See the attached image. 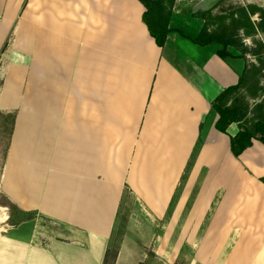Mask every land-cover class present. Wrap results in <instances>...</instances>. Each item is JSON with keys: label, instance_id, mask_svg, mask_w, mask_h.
<instances>
[{"label": "crops", "instance_id": "obj_1", "mask_svg": "<svg viewBox=\"0 0 264 264\" xmlns=\"http://www.w3.org/2000/svg\"><path fill=\"white\" fill-rule=\"evenodd\" d=\"M145 9L140 0H0V59L11 67L0 109L15 112L1 187L35 216L0 231V264H104L124 204L141 203L168 230L170 220L217 216L220 186L225 197L241 186L237 203L264 251V144L254 138L236 157L241 124L219 131L211 106L241 71L178 31L160 47ZM225 201L232 219L234 199ZM126 243L115 264H135L123 259Z\"/></svg>", "mask_w": 264, "mask_h": 264}, {"label": "rangeland", "instance_id": "obj_2", "mask_svg": "<svg viewBox=\"0 0 264 264\" xmlns=\"http://www.w3.org/2000/svg\"><path fill=\"white\" fill-rule=\"evenodd\" d=\"M154 2L162 18H170L173 25L186 32L197 33L201 24L218 40L230 42L227 46L213 44L232 52L235 57L228 58V62L233 64L236 72L239 70L241 75L244 73L243 81L226 96L225 103L246 108L242 124L254 129L255 123L264 118V0ZM10 46L9 42L4 45L3 55ZM9 64L6 58L0 59V89L4 85L5 70L8 71V67L11 69ZM14 120V111L0 109V231L21 223L31 227L35 217L11 203L1 187V174ZM220 187L217 216L211 219L170 220L168 223L171 227L168 230L163 227L168 220H157L145 215L141 203L135 206L130 203L133 208L129 210L128 204H124L111 247L118 251L127 241L130 251L124 253L123 259L132 254L130 256L136 260L135 264H264V251L253 247L257 237L249 233L248 217L245 218L240 211L243 204L237 203L241 186H235L231 196L235 206L232 219L222 216V211L229 205L225 200L227 198L230 201L231 197L220 193ZM193 196L195 199L199 197L198 194ZM246 206L253 207L250 203ZM42 223L47 225V222Z\"/></svg>", "mask_w": 264, "mask_h": 264}, {"label": "trees", "instance_id": "obj_3", "mask_svg": "<svg viewBox=\"0 0 264 264\" xmlns=\"http://www.w3.org/2000/svg\"><path fill=\"white\" fill-rule=\"evenodd\" d=\"M140 1L146 8L143 14V20L146 23L151 36L155 39V42L160 47L165 45L168 34L171 31H178L183 37H186L192 40L194 43L202 46L214 43L223 44L225 46L230 44L228 41L218 40L217 37L211 35L203 27H201L200 31L194 36L180 28L173 27L171 26L170 18L165 19L159 15L154 0ZM218 55L223 59L235 57L234 54L225 47L218 49ZM243 74L239 77L237 84L226 87L218 96H216V98L212 100L211 103L213 110L218 114V119L215 126L219 131L227 133V129L230 124L234 122L241 124L239 132L235 136L231 137V151L236 157L241 155L248 147L253 144L254 138L258 139L264 144V118L258 120L255 123L254 129L245 127L242 124V121L245 118V113L247 111L246 108H242L238 105L231 106L225 103L226 96L231 91L237 89L239 84L243 81ZM259 179L264 183V176L260 177ZM117 254V249L109 248L106 251L104 264H115Z\"/></svg>", "mask_w": 264, "mask_h": 264}]
</instances>
